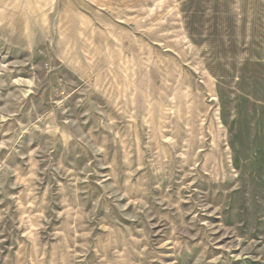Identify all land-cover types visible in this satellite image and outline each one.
<instances>
[{
    "label": "rangeland",
    "instance_id": "374dc122",
    "mask_svg": "<svg viewBox=\"0 0 264 264\" xmlns=\"http://www.w3.org/2000/svg\"><path fill=\"white\" fill-rule=\"evenodd\" d=\"M0 264H264V0H0Z\"/></svg>",
    "mask_w": 264,
    "mask_h": 264
}]
</instances>
